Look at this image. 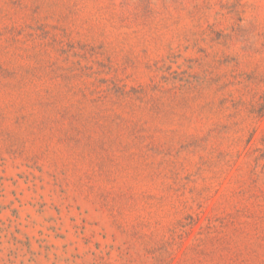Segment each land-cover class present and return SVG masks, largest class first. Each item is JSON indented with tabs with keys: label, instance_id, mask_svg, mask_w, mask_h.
<instances>
[{
	"label": "rangeland",
	"instance_id": "374dc122",
	"mask_svg": "<svg viewBox=\"0 0 264 264\" xmlns=\"http://www.w3.org/2000/svg\"><path fill=\"white\" fill-rule=\"evenodd\" d=\"M0 264H264V0H0Z\"/></svg>",
	"mask_w": 264,
	"mask_h": 264
}]
</instances>
